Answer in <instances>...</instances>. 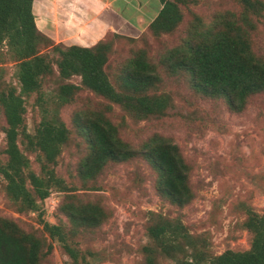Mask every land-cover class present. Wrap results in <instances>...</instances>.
<instances>
[{
  "label": "rangeland",
  "instance_id": "374dc122",
  "mask_svg": "<svg viewBox=\"0 0 264 264\" xmlns=\"http://www.w3.org/2000/svg\"><path fill=\"white\" fill-rule=\"evenodd\" d=\"M35 1L36 26L54 43L81 44L87 38L67 33L68 29L62 28V17L50 19L46 0ZM179 8L182 18L171 33L153 35L147 27L153 13L149 18L143 16L142 6L128 12L142 17L137 23L130 24L116 15L114 31L92 39L94 43L104 40L110 44L105 71L115 84L121 64L139 49L145 51L159 76L150 92L170 98L164 115L133 118L117 104L81 86L79 76L61 79L54 64L52 73L41 79L39 90L24 96L28 133L33 134L44 117H57L69 131L55 165L67 190L52 188L36 209H20L7 193L0 174V217L51 244L41 264H72L60 242L50 239L43 230V221L62 226L78 253L79 264H144V246L153 249L156 264H177L200 250L208 257L227 249H249L252 234L244 225L247 212L264 213V90L248 96L244 105L236 108L221 96L198 91L186 70L161 64L160 57L169 49L183 47L187 38L227 16L240 27L253 53L264 60V16L247 14L243 20L237 0H185ZM43 52L56 58L49 49ZM63 83L77 85L68 103L58 98ZM10 87L19 91L16 59L11 50L0 46V92ZM83 112L103 113L117 127L119 137L135 150L153 134L175 144L188 166L191 200L179 206L164 197L157 189L156 170L140 153L125 161L109 162L93 179H82L77 166L87 152V144L75 119ZM4 127L0 106L1 164L7 159ZM18 145L28 158L29 170L38 173L39 156L25 149L21 137ZM69 194L99 204L106 219L95 228L74 227L61 209ZM160 219L183 223L195 245L175 242L179 245L175 250L164 252L146 231L150 223ZM201 264H207V260Z\"/></svg>",
  "mask_w": 264,
  "mask_h": 264
},
{
  "label": "trees",
  "instance_id": "16d2710c",
  "mask_svg": "<svg viewBox=\"0 0 264 264\" xmlns=\"http://www.w3.org/2000/svg\"><path fill=\"white\" fill-rule=\"evenodd\" d=\"M33 1L0 0V46H6L15 56L19 83L18 92L13 87L0 92L7 156L5 163H0V174L6 181L9 196L19 203L20 209L28 210L36 209L37 203L43 201L52 188L67 190L55 165L62 146L68 141V128L57 117L42 118L33 134L28 133L24 125V96L39 90L41 79L52 73L53 64L61 79L79 76L81 86L117 104L133 118L162 116L170 103L167 95L150 92L159 76L144 50L139 49L121 64L115 84L105 71L110 44L104 40L92 45L54 43L37 28ZM157 1L159 8L147 27L153 35L171 33L181 21L179 6L185 0ZM237 1L243 9V20L246 21L247 14L264 16L262 0ZM221 17V22L187 38L183 47L167 50L160 57V63L186 70L198 91L221 96L230 106L239 108L248 96L264 90V60L253 53L236 22L227 16ZM44 49H49L56 58L43 52ZM76 89L77 85L72 83L61 84L60 102H70ZM75 122L87 144V152L77 166L82 179H93L109 162L125 161L140 153L156 170L157 189L164 197L179 206L191 200L188 166L170 140L153 134L135 150L119 137L117 127L103 113L76 114ZM19 137L28 152L39 156L38 173L29 170L28 158L18 145ZM61 209L74 227L83 229L95 228L107 217L99 204L81 201L73 194L63 201ZM42 223L48 237L60 242L72 264H79L78 253L62 226ZM244 225L252 234L249 249H227L208 257L200 250L193 258L179 260L177 264H201L204 260L207 264H264V213L248 210ZM146 231L166 253L179 246L174 245L175 242L195 245L180 221L160 219L150 223ZM50 249L51 244L44 239L0 217V264H41ZM143 250L146 252L144 264H156L153 249L144 246Z\"/></svg>",
  "mask_w": 264,
  "mask_h": 264
},
{
  "label": "crops",
  "instance_id": "0c3cea01",
  "mask_svg": "<svg viewBox=\"0 0 264 264\" xmlns=\"http://www.w3.org/2000/svg\"><path fill=\"white\" fill-rule=\"evenodd\" d=\"M35 2L34 0L32 4L33 11L37 10ZM46 4L50 19H55L58 15L62 17L61 23L65 26L62 28L68 29L67 33L87 37L80 42L82 45H92V39L113 30L118 17L116 15L135 24L142 17L130 16L128 12L143 6V16L149 18L153 13L150 21L159 8L157 0H46Z\"/></svg>",
  "mask_w": 264,
  "mask_h": 264
}]
</instances>
